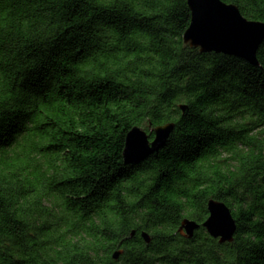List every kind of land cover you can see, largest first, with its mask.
<instances>
[{
	"label": "trees",
	"instance_id": "1",
	"mask_svg": "<svg viewBox=\"0 0 264 264\" xmlns=\"http://www.w3.org/2000/svg\"><path fill=\"white\" fill-rule=\"evenodd\" d=\"M190 22L188 0H0V264H264V42L259 66L201 53ZM171 122L125 163L134 127ZM212 199L231 243L179 232Z\"/></svg>",
	"mask_w": 264,
	"mask_h": 264
},
{
	"label": "water",
	"instance_id": "2",
	"mask_svg": "<svg viewBox=\"0 0 264 264\" xmlns=\"http://www.w3.org/2000/svg\"><path fill=\"white\" fill-rule=\"evenodd\" d=\"M191 11V22L184 33V42L191 48L199 49L201 53H223L229 56L243 58L247 62L259 66L258 49L264 42V22L245 17L239 7L223 0H188ZM182 110L186 109L181 105ZM175 129V123H167L153 127L150 133L140 127H134L126 137L123 151L126 164H139L150 155L162 148ZM154 133L151 139L150 134ZM209 217L200 224L195 220H183L179 232L192 238L195 232L203 226L206 231L220 243L234 241L238 224L231 208L224 202L210 200ZM136 234L133 231L132 236ZM142 237L150 243L151 236L147 232ZM123 250L114 254L119 259Z\"/></svg>",
	"mask_w": 264,
	"mask_h": 264
}]
</instances>
